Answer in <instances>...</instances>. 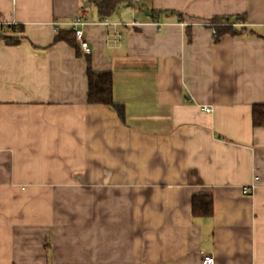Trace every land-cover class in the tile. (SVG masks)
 Returning <instances> with one entry per match:
<instances>
[{"label": "crops", "instance_id": "obj_1", "mask_svg": "<svg viewBox=\"0 0 264 264\" xmlns=\"http://www.w3.org/2000/svg\"><path fill=\"white\" fill-rule=\"evenodd\" d=\"M237 14L255 34L216 41L212 18ZM78 15L90 53L56 40ZM0 17L18 22L0 33L18 38L0 37V264H264V0H0ZM89 58L123 116L88 102Z\"/></svg>", "mask_w": 264, "mask_h": 264}, {"label": "trees", "instance_id": "obj_2", "mask_svg": "<svg viewBox=\"0 0 264 264\" xmlns=\"http://www.w3.org/2000/svg\"><path fill=\"white\" fill-rule=\"evenodd\" d=\"M215 23V40L219 41L222 36L230 34L233 36L243 34H255L253 28L248 27L245 15H223L212 18ZM4 41L10 44H16L18 38L14 36H0ZM56 40H66L69 43L78 46L75 41V32L73 30L64 34L59 33ZM88 102L90 104H102L114 106L123 116V106L114 100V80L110 71H95L92 67L91 58L88 59ZM252 119L254 126H264V104H256L253 107ZM192 210L194 216L210 217L214 213V200L211 194L195 195L192 201Z\"/></svg>", "mask_w": 264, "mask_h": 264}, {"label": "built area", "instance_id": "obj_3", "mask_svg": "<svg viewBox=\"0 0 264 264\" xmlns=\"http://www.w3.org/2000/svg\"><path fill=\"white\" fill-rule=\"evenodd\" d=\"M61 24H62L61 21H58V20L53 21V26H54L56 31L57 30L59 31ZM69 24L72 27V30L75 32V38L79 42L82 49L86 53H90L91 47H90L88 41L85 39L84 29H83V27L87 24V21L83 18L82 15H78L77 17L73 18L69 22ZM106 24H109V23L106 22ZM17 25H18V22L16 20L5 21L0 17V33H3L5 31L9 30L12 27H16ZM205 110L207 112L212 111L211 107H205ZM250 191H251L250 188H248V187L244 188V193L247 194ZM202 262H203V264H216V260H215L214 255L208 254V253L203 254Z\"/></svg>", "mask_w": 264, "mask_h": 264}]
</instances>
